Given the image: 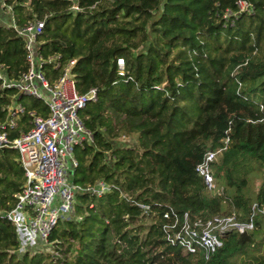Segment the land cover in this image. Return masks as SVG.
Masks as SVG:
<instances>
[{
    "label": "trees",
    "instance_id": "trees-1",
    "mask_svg": "<svg viewBox=\"0 0 264 264\" xmlns=\"http://www.w3.org/2000/svg\"><path fill=\"white\" fill-rule=\"evenodd\" d=\"M238 1L0 0L17 25L45 20L41 54L77 60L79 92L97 89L81 112L92 141L74 151V182L113 187L100 198L76 195L74 214L50 237L57 255L22 252L5 215L25 171L16 150H0V264H264V180L257 192L250 187L264 172V0H245L250 10L242 13ZM0 63L10 80L28 70L24 41L1 23ZM12 94L0 82V123ZM31 107L46 112L40 101ZM227 138L211 166L222 191L211 193L196 167ZM254 204L255 229L228 233L207 262L170 244L160 226L169 208L203 219L237 213L247 222Z\"/></svg>",
    "mask_w": 264,
    "mask_h": 264
},
{
    "label": "built area",
    "instance_id": "built-area-1",
    "mask_svg": "<svg viewBox=\"0 0 264 264\" xmlns=\"http://www.w3.org/2000/svg\"><path fill=\"white\" fill-rule=\"evenodd\" d=\"M238 6L239 13L250 10L245 0L238 1ZM10 26L24 41L28 70L19 78L10 80L6 76V68L0 63L1 90L14 91L10 96L12 103L4 109L7 120L0 123V150H16L25 171L26 182L15 195L16 205L5 215L16 227L20 251L23 249L25 252L39 246L53 245L50 242L51 234L60 222L74 214L78 193H89L100 198L110 193L113 187L105 181L89 187L67 181L70 166L74 170L78 166L75 149L92 141V134L86 128L81 112L88 103L97 100V89L84 94L79 92L74 74L77 60L63 63L61 55L46 58L41 54L39 39L44 33L45 20L31 21L23 26L13 21ZM46 66L59 71L60 75L52 80L44 71ZM118 66L119 75L124 77L123 59L118 60ZM23 97L40 101L46 112L27 109L21 102ZM24 116L27 117V130L19 129ZM18 129L19 136L11 138V134ZM121 141L127 143V137H121ZM230 142V138H227L222 148L207 152L202 163L196 167L208 192L221 194L211 166L228 149ZM137 205L143 214H155L151 205ZM257 208L258 205L254 204L251 219L247 222L240 221L237 213L203 219L193 218L188 211L180 212L174 208L164 211L159 220L170 244L185 254L201 255L207 262L223 247V239L228 233L245 234L255 229ZM260 212L264 214V208ZM53 254L57 255L56 252Z\"/></svg>",
    "mask_w": 264,
    "mask_h": 264
},
{
    "label": "rangeland",
    "instance_id": "rangeland-1",
    "mask_svg": "<svg viewBox=\"0 0 264 264\" xmlns=\"http://www.w3.org/2000/svg\"><path fill=\"white\" fill-rule=\"evenodd\" d=\"M9 11V10H8ZM11 14L12 12L9 11ZM8 15V14H7ZM44 97L46 99H48V96H46L44 94ZM33 102H34V99L32 98H26L24 101H22V104L25 106V107H29L28 109L29 110H37V111H40V109H37V108H34V107H31V105H33ZM128 141V139H127ZM127 144H129V142H127ZM74 157L77 159L76 155L74 154ZM78 160V159H77ZM75 180V170L72 166H70V169H69V174H68V183H73ZM252 182H251V191L254 193V192H257L258 189L260 188V185L262 184L263 180H264V172L262 171V175L259 176V177H256V176H253L252 177ZM217 186V184H216ZM222 190V189H221ZM150 220H147L145 222L146 226H149L150 225ZM264 235L261 234L260 237H259V240L263 239ZM22 252H23V249H21ZM54 252V249H53V246L49 247V246H39L38 248L36 249H33L30 251V253L32 254H35V253H43V254H53Z\"/></svg>",
    "mask_w": 264,
    "mask_h": 264
},
{
    "label": "crops",
    "instance_id": "crops-1",
    "mask_svg": "<svg viewBox=\"0 0 264 264\" xmlns=\"http://www.w3.org/2000/svg\"><path fill=\"white\" fill-rule=\"evenodd\" d=\"M13 21L14 20L12 14L8 10L3 9L2 7L0 9V23L10 26L13 23Z\"/></svg>",
    "mask_w": 264,
    "mask_h": 264
}]
</instances>
